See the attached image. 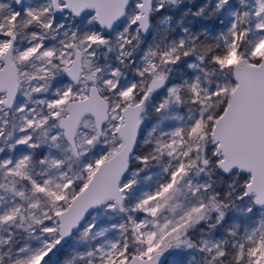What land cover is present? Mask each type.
I'll use <instances>...</instances> for the list:
<instances>
[{
  "label": "snow or ice",
  "instance_id": "6c2138e0",
  "mask_svg": "<svg viewBox=\"0 0 264 264\" xmlns=\"http://www.w3.org/2000/svg\"><path fill=\"white\" fill-rule=\"evenodd\" d=\"M0 264H264V0H0Z\"/></svg>",
  "mask_w": 264,
  "mask_h": 264
}]
</instances>
